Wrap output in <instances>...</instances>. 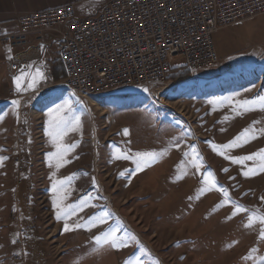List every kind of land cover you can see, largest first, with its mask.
Listing matches in <instances>:
<instances>
[{
	"label": "rangeland",
	"instance_id": "rangeland-1",
	"mask_svg": "<svg viewBox=\"0 0 264 264\" xmlns=\"http://www.w3.org/2000/svg\"><path fill=\"white\" fill-rule=\"evenodd\" d=\"M259 25L220 30L218 64L157 93L111 90L88 108L62 85L3 103L0 264H264V172L244 159L264 151V59L241 51ZM2 79L18 95L51 80L37 65ZM65 101L79 124L57 157L49 112ZM145 152L163 155L138 168ZM112 229L126 246L95 242Z\"/></svg>",
	"mask_w": 264,
	"mask_h": 264
},
{
	"label": "built area",
	"instance_id": "built-area-1",
	"mask_svg": "<svg viewBox=\"0 0 264 264\" xmlns=\"http://www.w3.org/2000/svg\"><path fill=\"white\" fill-rule=\"evenodd\" d=\"M261 15L264 0H111L90 18H78L73 5L24 16L19 30L0 34V42L8 47L15 76L57 44L66 77L55 84L52 69L44 65L51 80L38 93L73 85L89 108L95 105L89 91L157 93L158 86L173 83L168 81L173 69L193 75L217 65L214 35Z\"/></svg>",
	"mask_w": 264,
	"mask_h": 264
},
{
	"label": "crops",
	"instance_id": "crops-1",
	"mask_svg": "<svg viewBox=\"0 0 264 264\" xmlns=\"http://www.w3.org/2000/svg\"><path fill=\"white\" fill-rule=\"evenodd\" d=\"M110 1L111 0H0V34H9L17 32L19 30V22L24 16L43 12L49 9L63 7L66 5H73L75 14L78 18L80 17L84 19L94 17L99 14V12L105 6H107ZM255 21H260L264 23V15L255 17L253 19L247 20L236 25L249 24ZM244 37L245 40H241L242 53H248L247 55L253 54L258 59H264V25H259V27L254 28L253 31H251L250 33L248 32ZM31 41L34 42V40ZM10 60L11 56L8 47L0 42V106L3 103L12 100L26 101L27 99V101H29L28 98H32L31 96H34V94L38 92V89L42 84L41 82L39 84L38 89L27 94L18 95L13 93L11 89H9L6 94L4 91L3 94L4 83L2 78L6 76L10 79H16V77L19 76H15L11 72ZM56 61L62 64L59 59V46L57 44H54L44 53L43 58L36 65L41 67L44 65L46 67L47 65L50 66V68L52 69L53 64ZM62 67V74L66 77V71L63 64Z\"/></svg>",
	"mask_w": 264,
	"mask_h": 264
},
{
	"label": "snow or ice",
	"instance_id": "snow-or-ice-1",
	"mask_svg": "<svg viewBox=\"0 0 264 264\" xmlns=\"http://www.w3.org/2000/svg\"><path fill=\"white\" fill-rule=\"evenodd\" d=\"M37 75H40L38 72ZM19 77L17 78L18 86H19ZM264 100V98H262ZM18 102L13 101V104H17ZM65 110L70 111V103L65 101L63 104L57 105L55 108L51 109L49 112V116L53 117V119L49 120V130L48 135L52 138L54 144H56L58 151L52 155L57 157H62L64 153L70 151L69 148L64 147L59 143L62 139L63 134H65L68 130H74L75 126L79 124V118L76 117L73 120H69L67 116L62 115ZM247 135V133H245ZM235 141H233L230 145H225L223 147H232L235 146ZM74 147V146H73ZM139 159L136 160L137 167L140 168L142 165L149 163L152 160L157 159L159 156L163 155V153L157 152H145V153H138L137 154ZM258 157L259 159V172H264V151L257 154V156L249 155L244 157L245 160H254ZM242 162V161H241ZM194 165L196 161L193 160L192 162ZM59 166V165H58ZM198 166V165H197ZM257 169H249L248 172H245L244 175H249L250 172H255ZM212 173H208L207 176L204 178L205 185H208L211 179ZM63 184V182H59ZM57 189V185L53 184V190ZM206 189L202 188L201 191H205ZM226 195V194H225ZM59 207V205L57 204ZM237 210H239V206H237ZM59 218V217H58ZM107 218V213H104L101 216H94L89 219V225L95 226L98 222L103 223ZM261 222L264 223V217L261 218ZM67 230V225L65 226ZM90 230V229H89ZM262 236H264V232H262ZM95 242L99 244H110L113 247H121L126 246L127 242L118 236L117 230L112 229L106 233H103L97 237H95ZM136 264H140L139 260L136 261Z\"/></svg>",
	"mask_w": 264,
	"mask_h": 264
},
{
	"label": "trees",
	"instance_id": "trees-1",
	"mask_svg": "<svg viewBox=\"0 0 264 264\" xmlns=\"http://www.w3.org/2000/svg\"><path fill=\"white\" fill-rule=\"evenodd\" d=\"M53 77L55 83H60L65 79V75L62 74L63 67L62 64L58 61H56L53 64ZM192 74L187 71L184 68L181 69H173L169 75L168 81L173 82V83H181L186 80H188Z\"/></svg>",
	"mask_w": 264,
	"mask_h": 264
},
{
	"label": "bare ground",
	"instance_id": "bare-ground-1",
	"mask_svg": "<svg viewBox=\"0 0 264 264\" xmlns=\"http://www.w3.org/2000/svg\"><path fill=\"white\" fill-rule=\"evenodd\" d=\"M64 87L70 91L73 92L74 94L77 95V97H79L82 100V95L81 92H79L77 89H75V87L73 85H64ZM103 92H96V91H89V101L93 102L95 100V97H102Z\"/></svg>",
	"mask_w": 264,
	"mask_h": 264
}]
</instances>
